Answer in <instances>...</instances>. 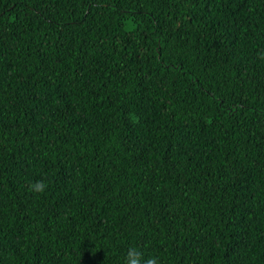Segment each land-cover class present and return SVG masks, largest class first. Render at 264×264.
<instances>
[{
    "label": "trees",
    "instance_id": "trees-1",
    "mask_svg": "<svg viewBox=\"0 0 264 264\" xmlns=\"http://www.w3.org/2000/svg\"><path fill=\"white\" fill-rule=\"evenodd\" d=\"M130 248L264 264V0H0V264Z\"/></svg>",
    "mask_w": 264,
    "mask_h": 264
},
{
    "label": "clouds",
    "instance_id": "clouds-1",
    "mask_svg": "<svg viewBox=\"0 0 264 264\" xmlns=\"http://www.w3.org/2000/svg\"><path fill=\"white\" fill-rule=\"evenodd\" d=\"M47 185L43 181H36L29 184V191L43 193ZM125 264H158L156 257H144L135 248H130L125 257Z\"/></svg>",
    "mask_w": 264,
    "mask_h": 264
}]
</instances>
